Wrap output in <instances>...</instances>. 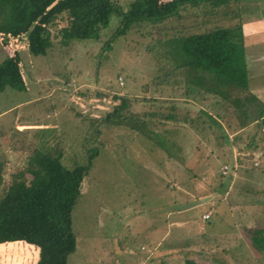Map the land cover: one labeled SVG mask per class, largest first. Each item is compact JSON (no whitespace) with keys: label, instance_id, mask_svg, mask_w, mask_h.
<instances>
[{"label":"rangeland","instance_id":"374dc122","mask_svg":"<svg viewBox=\"0 0 264 264\" xmlns=\"http://www.w3.org/2000/svg\"><path fill=\"white\" fill-rule=\"evenodd\" d=\"M116 2L128 11L134 0ZM120 21L110 15L97 38L86 40H60L57 25L44 55L31 54L25 38L11 43L3 36L5 48L0 39V62L14 57L25 74L24 87L0 93L2 184L19 173L30 179L26 169L36 153L88 167L72 212L76 249L67 264H255L250 256L262 264L244 235L254 221L264 226V195L256 193L264 188V158L248 155H260L262 144L229 145L217 118L225 85L211 69L187 68L183 43L214 21L230 30L239 62L244 44L259 45L263 61L249 81L254 97L242 119L261 117L264 0L188 3L167 19L117 29ZM183 95L189 103L180 102ZM120 104L123 110L107 116ZM241 159L244 173L236 172ZM230 163L233 170L223 173ZM231 175L232 188L221 196L220 184ZM37 256L23 243L0 246V264H35Z\"/></svg>","mask_w":264,"mask_h":264},{"label":"trees","instance_id":"16d2710c","mask_svg":"<svg viewBox=\"0 0 264 264\" xmlns=\"http://www.w3.org/2000/svg\"><path fill=\"white\" fill-rule=\"evenodd\" d=\"M202 1L227 0H134L128 11L119 9V6L116 8V0H0V39L5 36L13 43L14 40L25 38L31 54L44 55L52 45L50 30L57 25H62L56 29L60 40H86L97 38V31L106 27L112 14L121 18L119 29L136 21L167 19L177 13L181 6ZM120 34L117 31L109 41ZM1 44L3 48L7 46L3 39ZM183 50L190 57L187 68L211 69L225 85L224 109L218 116L226 134L232 135L229 145H243V150H249L248 146L256 148L262 144L260 155H248L253 160L262 156L264 158V113L248 123L243 122L246 102L254 96L249 95L245 80L246 67L243 59L240 62L237 59V48L232 42L230 30L216 27L193 34L186 38ZM22 69L14 57H6L0 62V93L6 87H24L25 74ZM242 91H245V96L241 99ZM124 108L120 104L107 116L119 113L118 109ZM231 119L233 122H230ZM189 127L195 128L193 122ZM219 137L218 143L224 145L226 136L220 133ZM244 140L246 143H242ZM228 153L230 157L231 148ZM239 164L236 172L244 173L247 170L244 161L241 159ZM224 166H227V172L234 167L231 163ZM1 170L2 167L0 189L6 191L3 196L0 194V246L23 243L38 249L35 264H67L68 256L76 249L72 212L85 184L88 167L69 168L61 163L59 157L36 153L33 165L26 169L30 179L23 178V174L19 173L6 186L2 184ZM232 184L233 175L223 179L219 194L224 195L232 188ZM262 184L264 186V180ZM260 192L264 195V188L256 189V193ZM260 203L264 206V200H260ZM212 216L213 213L204 221H210ZM253 223L251 229L244 228V235L249 237L251 247L264 264V226L259 228L258 222ZM250 259L258 264L251 256ZM184 264L197 263L185 260Z\"/></svg>","mask_w":264,"mask_h":264},{"label":"crops","instance_id":"0c3cea01","mask_svg":"<svg viewBox=\"0 0 264 264\" xmlns=\"http://www.w3.org/2000/svg\"><path fill=\"white\" fill-rule=\"evenodd\" d=\"M213 24V25H212ZM204 26H201L202 27V30L203 31H206L208 29H214L216 27H219V28H226L224 26H218L214 21H207V22H204L203 24ZM212 25V26H210ZM208 26V27H207ZM248 36V34H247ZM250 45L248 46V43L244 44V62H245V67H246V84H247V88H249V81L253 80L254 79V76H253V71L255 70H258V67H259V64H260V61L262 62L263 60H260L258 58V54L262 53L263 51H259V45L256 46V45H253L251 42H249ZM251 73V75H250ZM183 83L184 85H187L189 84V81H187L186 79H183ZM249 91V89H248ZM250 93V91H249ZM252 93V92H251ZM253 94V93H252ZM254 96V95H253ZM188 101V97L183 95L180 99V102L182 104L184 103H189ZM192 103V102H191ZM210 116V114H209ZM219 118V116L217 117ZM220 123L222 126H223V123L222 122H218ZM229 137H232L231 134H229ZM222 173V172H221ZM230 188V186H229ZM230 190V189H229ZM213 200V199H212ZM210 204L213 205V201L211 203L210 201ZM211 210V209H210ZM207 212V211H206ZM205 212V213H206ZM210 214H211V211H210ZM157 247V246H156Z\"/></svg>","mask_w":264,"mask_h":264},{"label":"built area","instance_id":"2783aa9c","mask_svg":"<svg viewBox=\"0 0 264 264\" xmlns=\"http://www.w3.org/2000/svg\"><path fill=\"white\" fill-rule=\"evenodd\" d=\"M222 171H223V173H224L225 171H227V166H224V167L222 168Z\"/></svg>","mask_w":264,"mask_h":264}]
</instances>
